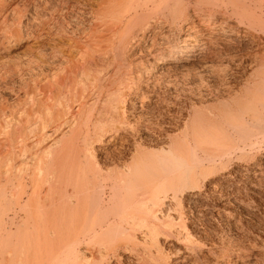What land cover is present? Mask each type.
<instances>
[{
	"label": "bare ground",
	"instance_id": "bare-ground-1",
	"mask_svg": "<svg viewBox=\"0 0 264 264\" xmlns=\"http://www.w3.org/2000/svg\"><path fill=\"white\" fill-rule=\"evenodd\" d=\"M23 39L29 56L9 60ZM200 59L249 62L237 110L193 108L169 132L136 112L159 65ZM259 140L264 0H0V264H106L138 247L137 264H196L182 197Z\"/></svg>",
	"mask_w": 264,
	"mask_h": 264
},
{
	"label": "rangeland",
	"instance_id": "rangeland-1",
	"mask_svg": "<svg viewBox=\"0 0 264 264\" xmlns=\"http://www.w3.org/2000/svg\"><path fill=\"white\" fill-rule=\"evenodd\" d=\"M240 39L242 43L238 49H245L249 44L248 40ZM29 41L31 42L29 39H23L18 44H14L8 51L9 60L13 57L11 61L17 62L24 60V57L27 58L31 52L30 47L32 44ZM43 42L45 43V41ZM220 45V52L222 49V51L227 49L225 52L232 54V51L235 50V47L231 50L232 45L224 44L225 46H223V43ZM237 56L239 55L235 57ZM243 62L245 63V61ZM225 63L224 59L222 62L216 59H200L187 63V67H189L187 70L186 68L173 70L169 67L172 71L163 64L159 65L154 71L155 74L153 73V78H155H151L150 83L145 80L146 82L143 84V90L145 88L144 91L142 90L144 101L140 98L134 100L136 112L141 110L147 112L149 120L154 121L153 123L160 126V128L163 126V132L164 130L169 132V128L172 131L177 126L181 127L182 122L189 119L194 109L203 110L205 108L207 110L204 111H210L211 114L213 112V115L226 108L230 111L237 110V105L240 102L237 103L236 99H246L242 84L243 79L245 81L249 78L248 75L250 74H247V72L250 73V64L249 62H246V64L241 62L237 70L234 64H230L235 69L232 70V67H230L232 71L229 68L224 73L222 68L228 64ZM161 66L163 68H160ZM219 67L221 68L219 69ZM164 68L168 69L169 72L164 71ZM246 70L248 71L246 72ZM221 71L224 73V77ZM244 153H246V157L243 159H239L240 155L238 154L230 156L224 162V168L218 171L212 180L199 183L194 197L186 196L187 199L191 198V201L198 198L197 201L195 200L198 203L197 205L188 203L185 201L186 197H182V207L184 215L186 214V216L183 215L182 220L196 243H201L200 248L195 249L194 252L196 264H264V140L263 142L259 140L257 146L251 150H246ZM159 240L161 247L159 249L162 252L164 251L165 254L174 251L172 248L178 249L181 247L175 243L172 237L160 238ZM229 244L231 245L230 253L224 251V255L221 252L223 256L219 254L220 249L228 248ZM128 252L124 254L121 252L120 257L116 255L117 258L119 257L118 259L110 255L107 260L109 263L106 264H137V258H147V255L141 251V247L135 248L132 253L131 251ZM170 260L172 264L176 262L175 258Z\"/></svg>",
	"mask_w": 264,
	"mask_h": 264
}]
</instances>
